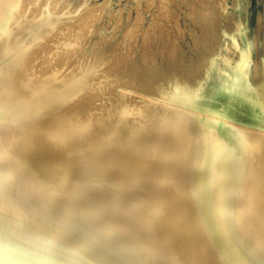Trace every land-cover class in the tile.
I'll return each instance as SVG.
<instances>
[{
  "label": "bare ground",
  "instance_id": "bare-ground-1",
  "mask_svg": "<svg viewBox=\"0 0 264 264\" xmlns=\"http://www.w3.org/2000/svg\"><path fill=\"white\" fill-rule=\"evenodd\" d=\"M73 7L0 0L7 236L63 264H264V77L239 70L249 44L231 36L192 80L170 58L156 86L143 55L56 26Z\"/></svg>",
  "mask_w": 264,
  "mask_h": 264
},
{
  "label": "rangeland",
  "instance_id": "rangeland-1",
  "mask_svg": "<svg viewBox=\"0 0 264 264\" xmlns=\"http://www.w3.org/2000/svg\"><path fill=\"white\" fill-rule=\"evenodd\" d=\"M68 1L72 7L75 6L73 10L63 15L62 21L63 19L67 21H60L61 23L58 22L56 26L63 27L64 30L69 27L67 33H76L78 36L84 34L83 39L81 36L77 39L78 42L80 40L79 46L93 43L94 46L110 44L113 52L124 49L126 55H131L135 59L145 57L143 60L147 59L146 62L153 63L152 71L145 67L146 75L156 86H160L163 79L159 70L169 65L170 58L177 62L178 74L186 75L192 80L197 68L204 64L202 60L210 58L211 52L227 43L231 36H234L241 45L249 44L246 59L239 65L241 73L251 83L264 77V0ZM95 7L98 10L94 9ZM76 13L79 14L77 18ZM68 18L71 21L74 19L73 22L71 23ZM80 18H85L87 23L85 33L71 28ZM59 33L54 32L50 38L55 39ZM45 46V43L41 44L37 53L39 54ZM195 50L200 51L198 60L190 57ZM222 53L225 54L226 50H222ZM246 65L250 66L249 71L245 70ZM133 75L135 78L140 76L137 73ZM134 77L132 78L136 81Z\"/></svg>",
  "mask_w": 264,
  "mask_h": 264
},
{
  "label": "water",
  "instance_id": "water-1",
  "mask_svg": "<svg viewBox=\"0 0 264 264\" xmlns=\"http://www.w3.org/2000/svg\"><path fill=\"white\" fill-rule=\"evenodd\" d=\"M0 264H63L60 260L15 244L0 225Z\"/></svg>",
  "mask_w": 264,
  "mask_h": 264
}]
</instances>
